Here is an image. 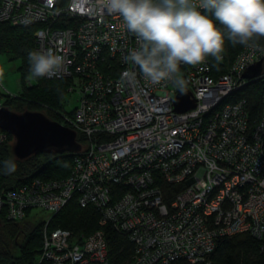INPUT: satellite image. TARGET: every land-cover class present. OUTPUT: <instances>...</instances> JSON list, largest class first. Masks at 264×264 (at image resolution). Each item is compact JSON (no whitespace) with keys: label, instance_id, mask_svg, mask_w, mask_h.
<instances>
[{"label":"built area","instance_id":"obj_1","mask_svg":"<svg viewBox=\"0 0 264 264\" xmlns=\"http://www.w3.org/2000/svg\"><path fill=\"white\" fill-rule=\"evenodd\" d=\"M0 21L37 24L32 51L63 56L64 67L51 78L68 77L65 91L76 92L70 113L59 112V122L81 136L67 173L0 188L7 218L47 211L33 264H109L101 228L47 226L71 197L92 204L99 223L131 241L126 264L177 257L210 264L215 239L238 231L264 246V94L253 118L243 98L223 100L249 79L242 70L264 51L241 45L223 69L208 57L181 64L194 103L176 110L171 81L152 84L126 61L139 41L102 0H0ZM12 94L1 89L0 104ZM6 137L0 129V141Z\"/></svg>","mask_w":264,"mask_h":264},{"label":"trees","instance_id":"obj_2","mask_svg":"<svg viewBox=\"0 0 264 264\" xmlns=\"http://www.w3.org/2000/svg\"><path fill=\"white\" fill-rule=\"evenodd\" d=\"M59 23V21H57ZM62 24V23H61ZM37 24L18 25L7 21H0V52H5L9 58H17L16 70L19 77V91L8 95L2 104L12 105L14 110L36 107L48 110L54 114V119L60 121V111L70 113L64 108L63 99L68 77L34 78L25 83L28 78L30 62L29 52L33 47V29ZM219 26V25H218ZM264 45V38L259 41ZM241 45L233 46L225 41L223 59L217 62L208 57L211 64L220 66V69L233 57ZM264 70V59L262 62ZM264 94V73L247 79L245 83L228 93L223 100H232L238 97L245 101V108L249 118L257 115L261 98ZM51 113V114H52ZM52 117V118H53ZM81 136L76 134V140ZM11 135L7 132L5 140L0 141V188H12L27 179L38 177H62L71 164L72 152H35L24 158H16L11 153ZM12 160L16 164V171L5 174L4 161ZM169 199V196H166ZM98 210L92 204L79 205L73 197L69 198L49 218L47 226L64 227L73 233H88L101 228L107 248L109 264H126L132 254V243L124 233L117 232L108 223L98 222ZM29 217L10 219L0 212V264H33L40 249L41 220L31 224L25 231L23 225ZM27 226V225H26ZM22 238H18V235ZM262 239L247 231H238L228 235H221L215 239L214 246L208 253L210 264H264V246ZM37 264H45L39 261ZM165 264H204L203 262H190L177 257Z\"/></svg>","mask_w":264,"mask_h":264},{"label":"clouds","instance_id":"obj_3","mask_svg":"<svg viewBox=\"0 0 264 264\" xmlns=\"http://www.w3.org/2000/svg\"><path fill=\"white\" fill-rule=\"evenodd\" d=\"M102 6L122 17L139 41L125 59L152 84L171 81L183 92L181 64L199 65L206 57L222 61L226 39L264 51V0H102ZM28 59L32 78L57 76L65 63L51 50L31 51ZM4 171L15 172V162L4 161Z\"/></svg>","mask_w":264,"mask_h":264},{"label":"water","instance_id":"obj_4","mask_svg":"<svg viewBox=\"0 0 264 264\" xmlns=\"http://www.w3.org/2000/svg\"><path fill=\"white\" fill-rule=\"evenodd\" d=\"M263 59L264 55L249 63L241 75L247 78L260 75ZM172 103L174 109L184 110L194 102L186 87L183 92L176 87ZM0 129L11 135V153L16 158H24L35 152H72L80 148L72 127L48 117L38 109L14 110L0 104Z\"/></svg>","mask_w":264,"mask_h":264},{"label":"rangeland","instance_id":"obj_5","mask_svg":"<svg viewBox=\"0 0 264 264\" xmlns=\"http://www.w3.org/2000/svg\"><path fill=\"white\" fill-rule=\"evenodd\" d=\"M18 64L17 58H9L5 52H0V71H2L3 75L0 76V90L4 89L5 91H8L10 93H15L19 91V81H18V71L16 70V66ZM34 78L28 76V81L31 82ZM26 83V80H25ZM75 97L76 92L75 91H65L61 97L63 99V105L66 110H70L75 105ZM13 108V106H10ZM35 109L41 110L44 112L48 117L52 118L54 114L49 113L48 110H45L43 108L36 107ZM54 118V117H53ZM11 140V144H12ZM32 212H35L36 218H30L27 223L23 225L25 228V231L29 230L31 227V224L34 223L37 220H41L44 215L47 213V211H43L42 209H39L37 207L31 208ZM27 225V226H26ZM18 238H22V235H18Z\"/></svg>","mask_w":264,"mask_h":264}]
</instances>
